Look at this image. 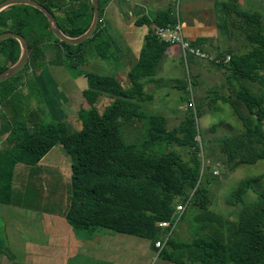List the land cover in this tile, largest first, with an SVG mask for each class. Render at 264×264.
<instances>
[{"label": "trees", "instance_id": "obj_1", "mask_svg": "<svg viewBox=\"0 0 264 264\" xmlns=\"http://www.w3.org/2000/svg\"><path fill=\"white\" fill-rule=\"evenodd\" d=\"M42 4L56 15L69 36L84 33L91 24L94 12L91 0H88L91 16L86 25L79 23L81 14L78 11L69 9L62 19L48 4ZM228 7L235 10L236 5ZM238 12L242 19L239 23L232 19L231 11H227L224 22L241 29L247 49L236 52L229 48L226 50V54H230L228 61L223 53L217 55L221 61L211 60L228 71L227 82L235 87L230 88L229 95L216 90L208 104L213 107L217 100L229 104L243 128L217 139L219 155L210 139L200 138L203 136L197 121L204 115L203 99L197 102L196 108L187 109L184 126L173 137L165 133L164 118L159 122L161 116L146 111L144 103L151 101L154 94L145 90V84L147 79L154 78L165 52L172 45L154 33L147 38L145 57L132 70L131 86L123 85L113 75H88L90 83L85 90L86 103L80 110L83 120L80 130L69 132L65 121L43 122L30 130L8 125L9 130L12 128L8 136L9 149L0 150V201L10 200L17 163L36 165L54 146L62 145L72 160L71 197L66 218L74 229L90 234L105 229L144 237L152 240L155 249L156 241L166 239L158 254L164 261L162 264H264V192L258 195V202L253 206L244 199L262 176L243 179L231 193L228 204L240 205L241 210L231 206L229 214L224 216L209 209L212 202L210 184L219 174L212 167L219 168L221 164L212 162L213 157L221 156L230 169L264 159V13L257 10ZM39 16L41 19L37 21L43 22L45 31L29 42L30 60L39 59L43 53L42 37L46 33L63 46L68 66L80 67L90 51L94 55L108 56L111 44L100 23L88 40L71 45L57 38L45 14L30 5H13L2 10L0 34L15 31L24 35L13 21L18 18L23 27L25 17L36 20ZM157 23L161 26L174 24L172 10L161 14ZM0 52L5 53L7 63L14 64L21 53L19 41L14 38L0 41ZM189 58L195 61L197 57L190 55ZM9 64L0 63V72ZM24 68L0 83L4 85L0 87V103L6 102V97L15 92L16 81ZM175 86L184 92L183 99L189 101L196 99L195 87L199 86V80L188 72L184 80L176 79ZM104 96L112 100L100 111L96 104ZM238 104L247 108V116L242 114ZM144 119H148L150 125L145 141L139 145V140L129 139L126 129L133 122ZM225 124L221 120L214 123L212 129ZM4 129L3 119L1 134L5 133ZM173 144L187 148L186 158L183 151L168 148ZM180 203L197 211L198 226L187 225L193 233L186 235L188 239L182 232L180 235L176 232L184 218V213L180 217L175 215ZM232 215L235 220H231ZM165 220H175L172 231L158 225Z\"/></svg>", "mask_w": 264, "mask_h": 264}, {"label": "crops", "instance_id": "obj_2", "mask_svg": "<svg viewBox=\"0 0 264 264\" xmlns=\"http://www.w3.org/2000/svg\"><path fill=\"white\" fill-rule=\"evenodd\" d=\"M36 1L42 3L41 0ZM46 1L62 19H65L66 11L73 9L81 14L79 21L81 25H86L90 21L88 0ZM174 1L99 0V23L106 39L111 44V50L105 57L94 55L90 51L88 59L80 67L68 66L63 46L57 43L52 35L46 33L42 39L45 49L40 58L31 63L30 70L36 76L39 84L38 91L42 94L45 100L43 103H46L50 111L48 114L52 115L54 120L65 121L68 131L73 133L83 127L80 110L86 103L85 90L89 87V74L113 75L123 85L131 86L132 70L145 57L147 38L149 35H153L156 27L159 26L157 18L163 13L170 12L173 9ZM180 1V14L186 37L193 44L212 53L213 56L218 57L219 53L225 55L226 50L231 48L229 45H232L235 37L238 36L236 34L239 33L244 37L239 27H234L229 22L226 24L224 21L227 11H231L232 15L236 11L229 10L228 6L244 5L247 0ZM249 2H253V0H249ZM242 10L253 11L246 8ZM41 28L45 31L43 24H41ZM37 37V34L31 33L29 39ZM178 59L184 61L181 49L179 46L171 45L165 52L156 75L159 74L162 67L173 65ZM29 61L30 57L27 63ZM2 64H9V62L6 61ZM195 64L196 60L193 62V66H196ZM11 65L10 63L9 66ZM198 74L201 75V71L197 70L193 73L195 77H198ZM156 75L151 80L147 79L148 82L146 81L145 90L149 93L151 92L147 90L148 84L162 80V78L156 79ZM23 78L21 75L16 83L18 84ZM0 105L8 104L4 102ZM40 123V120H36L33 126ZM9 131L12 132V128ZM8 136L6 134L1 137L2 143L5 145L8 144ZM63 150L62 145L54 146L38 164L33 165L34 167H29L25 163L16 164L10 200L8 202L0 201V235L2 240L0 264L164 263L163 259L157 255L150 239L119 232L90 234L74 229L66 218V212L70 205V196H68L70 189L66 199L56 196L55 192L48 195L43 192L42 196L38 193L33 198L28 185L26 190H23L24 200H14L16 181L24 179L25 175L33 171L37 178L43 179L51 172L58 173L59 176L62 174V177L66 178L62 179L60 184L64 183L66 187L68 186L72 176V160ZM21 175L23 176L21 177ZM27 194L32 200L35 199L36 203L28 204L29 202L25 201V199H29L26 198ZM40 201L41 205L37 204Z\"/></svg>", "mask_w": 264, "mask_h": 264}, {"label": "rangeland", "instance_id": "obj_3", "mask_svg": "<svg viewBox=\"0 0 264 264\" xmlns=\"http://www.w3.org/2000/svg\"><path fill=\"white\" fill-rule=\"evenodd\" d=\"M41 2L49 4V2H47L46 0H41ZM253 2H249V0H247L244 5H236V11L235 13H233V19L236 20L237 23L242 20L238 17V11H243L242 9L246 8L249 10H253V12L257 10L260 13H264V0H253ZM174 5L175 1L173 2V7ZM38 19H41V16L36 18V20H34L33 17H25L26 23L23 25V27L20 26L18 18L15 19L13 23L16 28L21 29L23 34L27 37L26 39L28 40V42H31V39H29V36L31 37V33H34V35H40L44 32L41 28V24H43V22L40 21L39 23V21H37ZM236 35L238 36L235 37L233 44L229 46H231V48H233L236 52H244L247 49L244 44L245 35L243 34L244 37L239 35V33ZM43 38L44 36L42 37V39ZM4 54L0 52L1 64L6 62V57ZM229 56L230 54H227L226 60H229ZM31 59H33V57ZM195 60L196 66H193L194 61H190V58L188 57L187 61L185 59L184 61L178 59L173 65L170 64L162 67L159 74L155 77L156 79L162 78L161 82H151L147 86V90L153 93L154 97L151 101L145 102L144 107H146V111L149 114L153 113V115L161 116L159 122H162L164 118L165 133L167 134V136L173 137L184 126L187 109L189 107L196 108L197 102L203 99L204 103L202 104L201 102V106L203 105L204 115L197 121L198 129L202 132L201 134L203 136L200 138H204V140L210 139L214 151L219 155V140L217 141V139L224 137L227 134L237 133L241 131V129H243L242 121L236 116L229 104H225L221 100H217L215 103H213L212 107L208 103L212 100L216 90H218L219 93H225L229 95L231 93L230 88L233 89L235 86H229L226 78L228 71L225 68L216 66V64H213L209 59L204 60L197 57ZM31 63H33L32 60L29 61L27 66L20 73V75H23L24 78L16 85L15 92H13V94H9L6 97V102L8 105H0V113L3 116L5 126V133H0V138L6 134L10 135L8 126L9 124L11 126L13 124L17 125V127L21 126L24 128L26 126V128L30 130L32 127H34L33 125L36 120H40L41 124L42 122L49 123L57 121L54 120L52 115L48 114L50 111L46 103H43L44 98L38 91L39 84L37 82L36 76L34 75V72L30 70L32 65ZM194 67H196L195 70H193ZM197 70L201 71V75L198 74L197 77V79L199 80V86L195 87L196 99H193L195 104L191 106L190 102L192 100L187 101L183 99L184 92L181 89H178L175 85L176 79L184 80L187 76L188 71H190L193 76V73H195V71L197 72ZM2 86L4 87L3 84H0V87ZM102 98L101 101L96 104L99 110H103V108L110 103L111 99L109 97L105 98V96ZM239 106L242 114L244 116H247L249 114L247 108L243 104H240ZM221 120L225 121V123L227 124H225V126L219 127L216 130L212 129V125ZM149 125L150 123L148 119L135 121L130 124V126L126 129V133H128L129 139L139 140L137 142L139 143V145H141L146 139V133ZM2 140L3 139L1 138L0 150L6 149L7 151L9 149L7 148V146L9 145L3 144ZM10 147H12V145ZM168 148H174L183 151L185 154V158L188 155L187 148H182L177 144L170 145ZM201 155L203 156V153ZM211 161H217L221 163L219 168H216L214 166L212 167L213 171L219 172L215 180L210 184V189L212 192V202L209 209L212 212L215 211L217 213L223 214L224 216H227L229 214V209L232 206L228 204V199L231 193L238 187V184L245 178H255L258 175H261L262 179L255 185V189H250L244 197L245 201L250 206H253L258 202V195L264 192V159L259 160L253 164L240 165L235 169H230L221 156H219L218 159H215L213 157ZM226 165L228 167H226ZM34 166L29 165V167ZM205 172L207 175L209 174L207 167ZM22 176L23 175H21V177ZM65 178L62 177V174L59 176L58 173L54 172H51L45 179L41 177L37 178L35 172L33 171L32 173L25 175L24 179L22 178L16 181L14 200H24V197L22 196L23 190H26L28 185L29 191L34 196L33 198H35L38 193L42 196L43 192L45 195L55 192L56 196H61L62 198L66 199L68 198L66 196L68 195V190L70 189L71 180L69 179V184L67 183L68 186L66 187V184H60L62 179ZM68 196L71 197L70 191ZM26 198H29L25 199V201L29 202L28 204H30L31 202L36 203V201H34L35 199L32 200V198L29 197L28 194ZM41 203L42 202L40 201L37 204L41 205ZM233 208H236V210H241L242 207L240 205H234ZM183 213L184 218L178 224L176 232L179 235L182 232V236H185L184 238L188 239L186 238V235L192 236L193 233L191 231V228H188L187 225H191L194 227L198 226V222H196L195 220V214L197 213V211L193 210V208L190 206L187 207ZM231 220H235L234 215H232ZM96 232L103 234L107 231L105 229H99Z\"/></svg>", "mask_w": 264, "mask_h": 264}, {"label": "water", "instance_id": "obj_4", "mask_svg": "<svg viewBox=\"0 0 264 264\" xmlns=\"http://www.w3.org/2000/svg\"><path fill=\"white\" fill-rule=\"evenodd\" d=\"M91 1L94 5V14H93L92 22L89 28L84 33L75 37L67 35L61 28L56 15L45 5H43L42 3L36 0H5L0 2V12L13 5L22 4V5L33 6L41 10L45 14V16L47 17L50 23L51 29L57 38L68 44L78 45L88 40L94 34L100 21L99 0H91ZM9 38H14L19 41L21 47V53L19 59L14 64H12L11 66L7 67L5 70L0 72V83L18 74L25 67L30 57V45L26 37L15 31H6L0 34V41ZM2 126H3V118L0 113V131L2 129Z\"/></svg>", "mask_w": 264, "mask_h": 264}, {"label": "built area", "instance_id": "obj_5", "mask_svg": "<svg viewBox=\"0 0 264 264\" xmlns=\"http://www.w3.org/2000/svg\"><path fill=\"white\" fill-rule=\"evenodd\" d=\"M180 10H181V1L175 0V5L172 9V15L175 17V23L172 25L157 26L155 29V34L157 35V37L167 43L179 46L182 55L186 61L190 55L198 58H202L204 60L207 59L212 60L216 58L217 62L221 61L222 60L221 58L215 57L213 56L212 53L207 52L206 50H203L202 48L196 45H193L192 42L186 37L183 29ZM194 104H195L194 100L192 99L190 105L193 106ZM215 173H217V171H215ZM185 209H186L185 203L178 204L175 215L180 217V215L184 212ZM174 221L172 220L160 221L158 222V225L163 228H171L172 231L176 224V222L174 224ZM165 244H166V239L156 241L155 247H156L157 255L159 254L161 249L165 246Z\"/></svg>", "mask_w": 264, "mask_h": 264}, {"label": "bare ground", "instance_id": "obj_6", "mask_svg": "<svg viewBox=\"0 0 264 264\" xmlns=\"http://www.w3.org/2000/svg\"><path fill=\"white\" fill-rule=\"evenodd\" d=\"M46 4V3H45ZM72 15V14H71Z\"/></svg>", "mask_w": 264, "mask_h": 264}]
</instances>
